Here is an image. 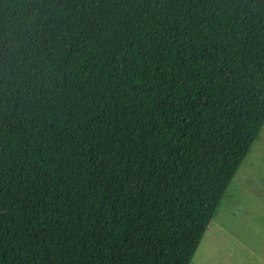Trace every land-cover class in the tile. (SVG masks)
<instances>
[{"label": "trees", "instance_id": "obj_1", "mask_svg": "<svg viewBox=\"0 0 264 264\" xmlns=\"http://www.w3.org/2000/svg\"><path fill=\"white\" fill-rule=\"evenodd\" d=\"M264 124V0H0V264H191Z\"/></svg>", "mask_w": 264, "mask_h": 264}, {"label": "rangeland", "instance_id": "obj_2", "mask_svg": "<svg viewBox=\"0 0 264 264\" xmlns=\"http://www.w3.org/2000/svg\"><path fill=\"white\" fill-rule=\"evenodd\" d=\"M249 171L258 181L250 180ZM191 264H264V124L230 182Z\"/></svg>", "mask_w": 264, "mask_h": 264}, {"label": "crops", "instance_id": "obj_3", "mask_svg": "<svg viewBox=\"0 0 264 264\" xmlns=\"http://www.w3.org/2000/svg\"><path fill=\"white\" fill-rule=\"evenodd\" d=\"M247 176H249L250 180H253V181H258L257 179H255V177L253 176V174H251V172L249 171V173L247 174ZM246 176V177H247ZM262 181V180H261ZM260 182V181H259Z\"/></svg>", "mask_w": 264, "mask_h": 264}]
</instances>
